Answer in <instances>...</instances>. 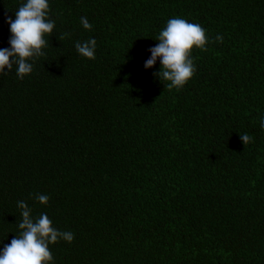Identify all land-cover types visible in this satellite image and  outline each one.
Listing matches in <instances>:
<instances>
[{"label": "trees", "instance_id": "1", "mask_svg": "<svg viewBox=\"0 0 264 264\" xmlns=\"http://www.w3.org/2000/svg\"><path fill=\"white\" fill-rule=\"evenodd\" d=\"M23 2L0 0V47ZM174 16L210 38L179 90L144 68ZM49 18L33 71L0 74V241L23 200L74 234L55 264H264V0H49Z\"/></svg>", "mask_w": 264, "mask_h": 264}, {"label": "clouds", "instance_id": "2", "mask_svg": "<svg viewBox=\"0 0 264 264\" xmlns=\"http://www.w3.org/2000/svg\"><path fill=\"white\" fill-rule=\"evenodd\" d=\"M5 22L9 25L10 36L9 46L0 47V74H7L5 69L13 70L15 66L17 77L23 79L33 71L34 59L45 54L43 49L48 43L45 35H50L55 27V21L49 18V0H24L14 18L7 16ZM80 23L86 30L93 27L87 17H81ZM209 39L201 25L179 16L171 17L157 35L158 43L147 49L150 55L144 61V68H153L159 60L160 67L154 75L163 83L167 82L164 85L168 89L179 90L196 70L191 56L193 47L206 51ZM215 40L222 42L223 36L217 34ZM75 48L81 56L95 59L97 41L95 37L76 41ZM259 125L264 130V115L259 117ZM240 138L244 145L253 141L247 133L240 134ZM36 199L47 204L49 197L38 193ZM17 205L22 210L20 231L9 243L0 241V264H55L49 245L61 239L71 242L74 234L56 228L47 213L33 217L25 201H18Z\"/></svg>", "mask_w": 264, "mask_h": 264}]
</instances>
